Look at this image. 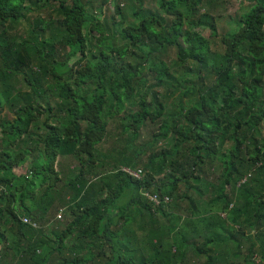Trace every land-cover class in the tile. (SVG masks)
<instances>
[{"label": "trees", "instance_id": "16d2710c", "mask_svg": "<svg viewBox=\"0 0 264 264\" xmlns=\"http://www.w3.org/2000/svg\"><path fill=\"white\" fill-rule=\"evenodd\" d=\"M134 1L128 22L121 0H0V264L10 251L15 264H48L43 247L56 251L54 264H237L242 254L244 264H264V0L240 14L220 51L201 30L218 37L221 0H156L155 11ZM108 6L115 15L102 19ZM171 48L178 70L165 58ZM5 107L13 120H3ZM121 117L133 141L147 121L159 123L152 146L167 145L144 166L135 165L143 150L124 155L108 174L99 146ZM65 157L80 164L71 179L58 168ZM130 166L143 167V179L123 171ZM147 192L171 201L156 205ZM56 205L69 215L63 227L46 218ZM169 229L173 240L161 246ZM204 230L202 241L190 236Z\"/></svg>", "mask_w": 264, "mask_h": 264}, {"label": "rangeland", "instance_id": "374dc122", "mask_svg": "<svg viewBox=\"0 0 264 264\" xmlns=\"http://www.w3.org/2000/svg\"><path fill=\"white\" fill-rule=\"evenodd\" d=\"M136 5V2L134 0H121L122 3H125L126 6L124 7L126 9V14L129 16L128 17V22H132L133 21V17H131L132 15V8H133V4ZM255 2V0H221L218 1V4L214 7V11L217 12V24L219 27V31H218V37L217 38H211V31L209 28H204V30H201L203 35L210 39L212 41L213 44V48L216 50H222L221 43L220 40L223 37L224 34L227 33H232L234 31H236L239 28V24H238V17L240 16V14L248 11L251 7V5ZM143 6L146 9H150V10H157V3L156 0H144L143 1ZM106 13L105 15L102 16V19L104 18H112L113 15H115V9L110 7H106L105 9ZM50 15L49 11H41L40 14H38V16L43 17V18H47ZM54 21L58 23V16L55 14L53 15ZM71 52L70 49L68 50H64L62 51L61 54V59L64 60L67 58V54ZM139 53H141L140 51H138ZM176 49L175 48H171L167 55H166V60L168 61L170 67L172 70H178V65L176 63H178L177 61V55H176ZM81 54L76 55L75 57H73L70 60V64H73L75 61L79 60L81 58ZM131 62H134V59H131ZM180 71V70H179ZM149 73L148 71V67L145 66L144 70H143V74H147ZM150 76H147L148 79V86H151L155 83V81L152 79ZM65 80V79H64ZM63 80V81H64ZM20 89L22 90H26L28 88H26L24 85L21 84ZM161 93L160 95H162L164 93V90L160 89L159 90ZM177 97L172 98L171 100H167L165 102L166 107H167V111L169 113H171L173 110H178V94H176ZM49 117V113H46L43 117V119L41 121H39V123H36V126H39L41 128L44 129L45 127V123L47 122ZM2 118L3 120H13L14 119V114L11 113L9 111V107H5L3 109V113H2ZM121 119H117V120H113L110 124V128H109V135L106 139V141L99 146V151H100V159L101 161H104L107 165L106 168L104 169L102 168L103 172H106L109 174L111 172L114 171V169L112 168L113 165L120 160V158L122 156L125 155V157H129V156H134L136 155L139 150H143V152L146 154L144 157L141 156L140 159L136 160L135 165H140V166H144L145 164H147L148 161V155H149V151L153 150H157V147L159 146H166L167 144L165 143V141L158 142L156 145L152 146V141H153V133L156 132L158 130V126L159 123H151L150 121H147L144 125H143V129L141 131V137L139 140L133 141L132 140V136L133 133L129 132V133H125L124 129L127 127L126 123L123 121V117H121ZM1 131V128H0ZM1 135V133H0ZM257 137L261 140L264 141V126L259 129L257 131ZM1 140V138H0ZM63 165V169L62 166ZM61 164H59L58 168L60 170L61 173L65 175H69L71 176L69 179L73 178L74 176L77 175L78 173V169L80 168V164L79 162L74 158V157H65V158H61ZM124 161L119 162L118 166H124ZM216 165H218V163H216ZM76 166V171L73 173L72 172V168ZM141 169H143V167H140ZM113 170V171H112ZM158 170V168L156 169ZM164 172L165 169H163L162 171H158L156 172L155 175V180L158 181L157 179L161 180L162 178H164ZM220 175V171L216 170L215 173H213V176H215V178H217ZM65 182H67L69 179L63 178ZM212 180V179H211ZM176 200V197H175ZM175 207V204L173 205V208ZM58 206L56 205V207L52 210L51 213H48L46 215V218H49V221L52 220V218L54 219L56 217V219L59 222V226L63 227L64 225L67 224L68 220H69V215L68 212L66 210V208L64 209H59L58 210ZM175 209V208H174ZM178 210V209H177ZM63 212V216L62 219H59L57 217L58 213ZM222 217L225 219V215H222ZM216 221H223L221 218H215ZM174 226L172 229H174L175 231L178 230V225L175 223H178V219L174 220ZM40 226H42L43 224H41L39 222ZM221 224V223H219ZM200 226V225H199ZM47 227V226H46ZM48 228V227H47ZM44 228L45 232L48 236L49 239H54V237L52 236L51 231L49 230L50 228ZM121 228V227H119ZM117 228V229H119ZM221 229H223V227H220ZM229 228L231 229L232 227L229 226ZM192 229V231L194 230V227L192 226V228L190 227H179V230L182 231V233L186 234L188 233L190 230ZM232 234H234V231L231 229ZM178 232V231H176ZM174 234L173 231L166 230L165 233V240L166 242H163V244H161V246L167 247V239H170L172 237V235ZM209 233H206V231L204 230L202 234H195L194 232L190 235L192 238H194L197 241H202L205 237V235H207ZM55 236V235H54ZM224 236V234H223ZM138 237L143 238L142 235H139ZM174 237V236H173ZM173 237L171 239V242L173 240ZM132 238V234H130V237L128 239ZM73 241V240H72ZM90 241V239L85 238L84 240H82L83 244H87ZM75 242V241H73ZM146 243V242H145ZM148 246L145 247L146 250H149L151 246H149V243H146ZM136 247L139 248V246L141 245V242L136 241L134 244ZM143 245V244H142ZM55 247V245H53ZM171 246V243L170 245ZM225 246V244H224ZM231 246H233V244L228 245V249L232 250ZM87 250H82L81 252H86ZM136 251V250H135ZM132 252V250H131ZM41 253H47L50 254V260L48 262V264H54V262L56 261V259H54L55 257H57V253L54 249H46L45 247H43V249H41ZM79 253V250H78ZM13 254V251H10L8 254V258L5 260L4 264H15V261L12 257H10ZM21 255H22V250H21ZM65 255V253H64ZM70 257L73 256L72 252H69ZM192 256V255H191ZM188 256L186 257V260L190 259L191 262L193 263H199L203 260V257L198 256V255H194L193 257ZM256 260L259 261V258L256 257ZM143 261V259H140L139 257L137 258V262H141ZM237 264H244V255L242 254L240 258L234 259L232 260ZM174 264H178V256L177 259H174Z\"/></svg>", "mask_w": 264, "mask_h": 264}, {"label": "built area", "instance_id": "2783aa9c", "mask_svg": "<svg viewBox=\"0 0 264 264\" xmlns=\"http://www.w3.org/2000/svg\"><path fill=\"white\" fill-rule=\"evenodd\" d=\"M123 171L126 172L129 176L133 177V178H137V179H142L143 178V169H133L130 167H125L123 168ZM146 196L148 197V199L152 202H154L156 205L160 204L161 202L164 203H168L170 202V198L169 197H164L161 198L160 196L156 195V194H150V193H146ZM63 216V212H60L57 217L59 219H62ZM21 220L28 225H31L35 228L38 227V224L33 222L30 218L23 216L21 218Z\"/></svg>", "mask_w": 264, "mask_h": 264}, {"label": "clouds", "instance_id": "9594fccd", "mask_svg": "<svg viewBox=\"0 0 264 264\" xmlns=\"http://www.w3.org/2000/svg\"><path fill=\"white\" fill-rule=\"evenodd\" d=\"M125 168V167H124ZM130 168H132L131 166H130ZM133 169H135V168H133ZM139 169H141V168H139ZM143 179V178H142ZM148 193V192H147ZM150 194H152V193H150ZM161 198H164V197H162V196H160ZM165 197H168V196H165ZM161 203H164V202H161ZM170 202H168V203H165V204H169ZM159 205V204H158ZM59 214V213H58Z\"/></svg>", "mask_w": 264, "mask_h": 264}]
</instances>
